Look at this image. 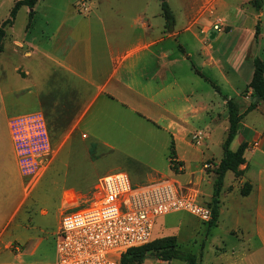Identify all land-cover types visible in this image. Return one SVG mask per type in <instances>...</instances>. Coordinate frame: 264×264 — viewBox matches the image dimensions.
<instances>
[{
    "label": "crops",
    "instance_id": "1",
    "mask_svg": "<svg viewBox=\"0 0 264 264\" xmlns=\"http://www.w3.org/2000/svg\"><path fill=\"white\" fill-rule=\"evenodd\" d=\"M77 1L85 0L74 3ZM119 1L89 0V12L83 16H78L68 2V8L57 21L51 18L50 33H40L39 38L43 41L30 37L31 31L28 30L35 13L47 18V9L37 10V0L34 7H28L26 11L29 23L24 33H13L15 17L8 30L4 28L7 37L3 50L7 49V53L19 57L20 61L31 62V66L15 69L19 75L16 76L19 104L23 103L24 96L29 95L34 103V107L25 110L22 117H41L45 121L47 110L56 111L62 106V109L77 111L72 125H79L86 112L107 95L132 110L142 111L148 106L162 109L169 116L167 128L173 132L174 143L179 141L193 147L187 141L192 129L187 128L203 126L197 131L205 135L202 147L207 148L216 128H222L226 137V102L233 100L243 118L230 149L235 151L241 143H246L247 149L245 161L239 166L242 175L236 178L233 173H226L224 179L230 177V180L228 183L223 181L220 198L226 192L227 197L236 200L249 220L247 236L255 238L264 254V101H259L254 109L246 112L251 102V90L242 95L253 76L252 61L259 53L246 54L245 40L241 34L236 35L237 32H247L248 19L253 18L256 24L254 26L252 21L254 29L248 35L255 44L261 38L260 17H264V0H258L257 8L253 0H165L174 19L170 28L165 27L161 2ZM151 2L156 5L154 9ZM128 4L132 6L128 8ZM136 5L143 7L135 8ZM218 14L224 16L219 17L228 26V33H224L225 38L219 41L215 40L217 35L211 29L215 22L211 23V15L218 17ZM211 34H215L214 38ZM206 35H210L211 41H206ZM184 75H187L186 80L194 75L210 86L205 92L188 91L182 87L187 82L184 83ZM218 76L227 86L234 88L235 98L216 87ZM3 110L7 120L4 105ZM255 112H259L258 120L252 117ZM174 151L176 161L184 165L185 161L175 148ZM200 155L203 157V152ZM57 156L58 150L53 151L52 162L41 178L48 174L47 186H74V174L72 168L69 172V164L61 179L52 171ZM16 161L12 146L7 150L0 138V213L3 199L9 194L6 190L11 188L9 184L18 181ZM201 161L202 158L198 160ZM244 185L249 189L247 195L242 196L240 187ZM220 198L218 216L223 205ZM11 215L5 221L0 215V231Z\"/></svg>",
    "mask_w": 264,
    "mask_h": 264
},
{
    "label": "rangeland",
    "instance_id": "2",
    "mask_svg": "<svg viewBox=\"0 0 264 264\" xmlns=\"http://www.w3.org/2000/svg\"><path fill=\"white\" fill-rule=\"evenodd\" d=\"M21 1L23 0H0V27L3 30V38L0 41V138L6 144L7 150L12 146L18 171V181L9 184L11 188L6 190L9 194L5 195L1 207L0 215L4 221L11 213L12 215L0 231V264H54V243L64 211L76 205L78 207L65 211L64 215L87 208L95 199L98 180L109 174L124 172L131 184L136 186L162 178L167 179L183 192L196 195L198 202L210 203L216 178L215 169L223 156L222 144L225 134L222 128L215 129L211 141L207 142V148L201 146L195 149V146H185L179 141L174 143L173 148L185 161V166L175 159L176 165L172 166V169L168 161L170 142L173 139V132L167 128L169 116L162 109L152 106L142 111L132 110L105 95L86 112L79 125H72L77 111L62 109L60 106L61 110H47L45 121L42 118L43 129L36 124L37 130L34 133L27 132V124L31 121L28 120L29 117L22 115L25 110L33 108L34 103L32 95H29L24 96L23 103L19 104V75L15 69L24 65L31 66V62L20 61L19 57H12L7 53V49L3 50L6 45V30L12 22L9 21L11 11L15 4ZM75 1L37 0V10L47 9V18L38 13L32 15L28 29L31 31L30 37L39 38L41 32L48 35L51 18L57 21L68 8V2L78 16H83L80 2L74 3ZM85 1L89 7V0ZM162 1L166 2L155 0L156 4ZM128 2L132 3V0ZM151 4L154 9L156 5L153 2ZM128 5V8L132 6ZM141 7L143 5L135 6L139 9ZM27 9L29 8L20 6L16 11L12 27L16 35L24 33V28L29 23ZM220 15H211V23L220 20L224 28L221 32L223 34L216 32L217 41L225 38L224 33H228L226 22L220 18L224 16ZM252 21L255 26L256 21L250 18L246 26L247 32H237L236 35L241 34V38L245 40L243 48L246 54L254 55L258 52L256 57L264 60V17H260L263 33L256 44L248 35L249 31L254 29ZM204 38L211 41L210 35ZM183 77L184 83L187 82L182 87H186L188 91L205 92L210 86L194 75L187 80V75ZM216 87L226 95L236 97L234 88L227 86L219 76L216 78ZM3 105L9 117L7 120ZM257 114L259 112L252 113L255 120L259 119ZM17 129H20L21 133L16 134L15 139L13 131ZM187 129H192L191 136L193 132L203 129V126ZM190 136L187 141L191 144ZM15 140L18 142L15 143ZM232 148L234 149L235 145ZM43 150L47 152V156L43 157L40 163L37 153ZM55 150H58V159L52 171L61 179L69 164V172L72 168L74 174V186H47L45 181L48 174L41 178L44 172H47ZM200 152H203V157ZM200 158L202 161L198 162ZM204 165H208V168H204ZM229 180L230 177H227L224 182L228 183ZM220 200L223 205L214 226H209L185 212L172 213L155 220L151 240L175 237L177 249L184 255L194 256L196 264H264V254L257 241L253 236L248 237L246 234V228L250 224L244 211L233 197H227L226 192ZM143 264L185 262L183 259L164 262L152 257Z\"/></svg>",
    "mask_w": 264,
    "mask_h": 264
},
{
    "label": "built area",
    "instance_id": "3",
    "mask_svg": "<svg viewBox=\"0 0 264 264\" xmlns=\"http://www.w3.org/2000/svg\"><path fill=\"white\" fill-rule=\"evenodd\" d=\"M80 9L82 14L89 12L86 1L80 2ZM211 29L214 33L224 31L220 20ZM28 120L27 132L34 133L36 124L44 128L41 117L30 116ZM19 133L20 129L13 131L15 139ZM190 140L192 146L201 147L205 135L195 131ZM37 156L41 163L47 152L43 150ZM95 195L87 208L64 215L76 205L64 211L54 243V264H121L128 250L151 241L158 217L185 212L204 223L212 219L211 209L198 202L196 195L183 192L163 178L136 186L126 173L116 172L98 180Z\"/></svg>",
    "mask_w": 264,
    "mask_h": 264
},
{
    "label": "trees",
    "instance_id": "4",
    "mask_svg": "<svg viewBox=\"0 0 264 264\" xmlns=\"http://www.w3.org/2000/svg\"><path fill=\"white\" fill-rule=\"evenodd\" d=\"M36 0H23L17 2L11 11V20L14 19L17 9L20 6H27L33 8ZM258 0H253V4L258 7ZM162 17L165 21V27L170 28L174 24V19L171 11L166 2H161ZM31 15V14H30ZM9 22V23H10ZM258 29L255 30V37H257ZM3 38V30L0 27V41ZM253 64V76L250 83L246 86L242 95H245L248 90H251V102L246 112L251 111L256 107L259 101H264V61L258 57L254 58ZM256 97L257 101L252 102V99ZM226 108L228 113V130L226 137L222 144L223 156L220 159L216 169H215V180L213 182L211 201L205 204L211 209L212 219L209 226H214L216 224L218 214H219V198L220 192L223 186L224 177L227 172L233 173V175L238 178L242 175V171L239 170V166L244 163V153L247 149L246 143H241L235 151L230 149V145L237 136L240 123L243 118V114H239L238 106L233 100H227ZM170 152H169V165L172 169V163L176 159L175 151L173 148V140L170 142ZM249 186L244 185L240 190L242 196L247 195ZM155 258L159 261L169 262L173 259H183L185 264H196L195 258L192 255H184L177 249L176 238L173 236L162 237L158 239L151 240L148 244L133 248L128 250L123 254L121 258V264H143V262L149 258Z\"/></svg>",
    "mask_w": 264,
    "mask_h": 264
},
{
    "label": "water",
    "instance_id": "5",
    "mask_svg": "<svg viewBox=\"0 0 264 264\" xmlns=\"http://www.w3.org/2000/svg\"><path fill=\"white\" fill-rule=\"evenodd\" d=\"M214 36H215V34H211V38H214ZM256 101H257V98L254 97V98L252 99V102L255 103Z\"/></svg>",
    "mask_w": 264,
    "mask_h": 264
}]
</instances>
